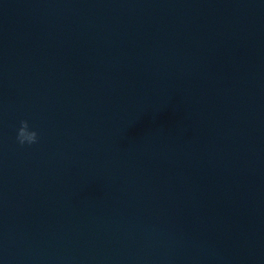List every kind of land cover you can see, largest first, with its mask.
Here are the masks:
<instances>
[{"label": "water", "instance_id": "obj_1", "mask_svg": "<svg viewBox=\"0 0 264 264\" xmlns=\"http://www.w3.org/2000/svg\"><path fill=\"white\" fill-rule=\"evenodd\" d=\"M0 264H264V0H0Z\"/></svg>", "mask_w": 264, "mask_h": 264}, {"label": "clouds", "instance_id": "obj_2", "mask_svg": "<svg viewBox=\"0 0 264 264\" xmlns=\"http://www.w3.org/2000/svg\"><path fill=\"white\" fill-rule=\"evenodd\" d=\"M16 140L20 145H31L38 141L37 132L30 129L28 121L21 120L16 131Z\"/></svg>", "mask_w": 264, "mask_h": 264}]
</instances>
